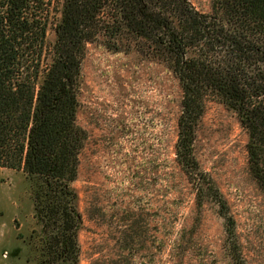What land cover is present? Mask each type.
<instances>
[{
    "label": "trees",
    "instance_id": "obj_1",
    "mask_svg": "<svg viewBox=\"0 0 264 264\" xmlns=\"http://www.w3.org/2000/svg\"><path fill=\"white\" fill-rule=\"evenodd\" d=\"M210 2L201 13L188 0H0V167L21 170L31 183L39 264H80L73 183L87 141L77 122L81 65L86 45L109 33L114 50L131 37L177 80L174 160L196 207L216 205L231 264H246L227 202L200 168L194 142L209 100L233 110L264 194V0ZM181 239L176 245L185 249L172 263L188 264L191 242Z\"/></svg>",
    "mask_w": 264,
    "mask_h": 264
},
{
    "label": "rangeland",
    "instance_id": "obj_2",
    "mask_svg": "<svg viewBox=\"0 0 264 264\" xmlns=\"http://www.w3.org/2000/svg\"><path fill=\"white\" fill-rule=\"evenodd\" d=\"M188 1L211 10L210 0ZM111 35L88 43L81 65L77 122L87 141L73 183L80 264H175L181 238L191 242L188 264H231L216 205L196 207L174 160L177 80L131 37L114 50ZM247 142L236 113L209 100L195 157L227 202L246 264H264V194L248 169ZM39 239L31 183L21 170L0 167V264H39Z\"/></svg>",
    "mask_w": 264,
    "mask_h": 264
}]
</instances>
